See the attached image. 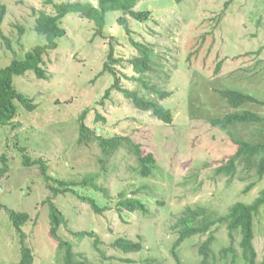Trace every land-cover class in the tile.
I'll return each mask as SVG.
<instances>
[{
    "label": "rangeland",
    "instance_id": "374dc122",
    "mask_svg": "<svg viewBox=\"0 0 264 264\" xmlns=\"http://www.w3.org/2000/svg\"><path fill=\"white\" fill-rule=\"evenodd\" d=\"M51 1L91 2L94 6L98 2ZM52 4L0 0V6L5 7L0 29L10 45L8 49L0 37V69L47 44L34 27L41 13H55ZM134 10L148 11L151 16L136 22L120 12L109 13L101 37L95 34L93 23L68 14L60 24L65 36L57 49L43 55L46 78L37 79L31 71L13 78L14 88L36 109L29 112L17 104L15 128L0 125V169H5L0 176V264H19L21 248L29 249L31 264H64L65 250L49 235L48 200L64 217L57 237L70 242L77 261L123 264L128 259L133 264H146L147 260L149 264H177L171 255L177 238L172 226L187 207H205L218 218L235 203L251 204L264 190V176L259 178L255 166L249 170L246 165L238 166L233 177L215 174V168L234 155L233 140L264 143V123L220 130L208 122L234 111H250L264 119V0H146ZM121 16L126 20L123 25L118 21ZM129 37L153 49L157 65L146 80L169 94L164 100L131 82L135 75L127 62L137 52ZM110 47L114 59L120 60L113 69L122 87L137 90L169 110L170 124L136 109L120 92L111 91L104 98L114 81L104 70ZM222 90L251 95L259 104L235 110L220 97ZM80 122L89 131L81 143ZM100 136L125 137L140 145L144 153H152L156 163L151 175L139 176L127 142L106 158L102 164L105 171L101 170L102 154L96 141ZM21 148L31 161L42 160L47 175L53 178L78 182L96 175V185L105 195L91 188L79 192L95 198L107 211L94 214L70 193L52 195L40 166L23 164ZM121 193L141 201L147 214L119 212ZM9 212L29 216L21 232L12 225ZM226 227V223L216 224L211 229L216 256L231 243ZM76 232L93 236L77 238ZM253 233L255 264H263L264 206L254 218ZM233 236L236 264H245L238 246L240 236ZM119 237L140 242L141 251L123 254L112 248ZM207 238L208 234L196 235L181 244L177 249L180 264H200L198 249ZM230 260L218 264H230Z\"/></svg>",
    "mask_w": 264,
    "mask_h": 264
},
{
    "label": "trees",
    "instance_id": "16d2710c",
    "mask_svg": "<svg viewBox=\"0 0 264 264\" xmlns=\"http://www.w3.org/2000/svg\"><path fill=\"white\" fill-rule=\"evenodd\" d=\"M144 1L146 0H98L97 5L94 6L91 2L82 3L76 1L52 4L51 0H45V3L53 5L55 13L53 15L41 13L36 20L34 31L36 34L44 37L47 44L35 47L32 51L25 54L24 59H13L8 66L0 69V125L2 127L11 126L15 128L16 125L13 124V121L18 114V105L29 112L36 109V106L32 104L30 99L18 93L14 88L13 78L23 76L28 71L33 72L37 79L44 80L46 78L43 70L42 58L48 51L57 49L58 41L65 36V30L60 25L62 19L68 14H77L81 18L93 23L96 28L95 34L101 37L106 26L107 14L109 13L120 12L122 15H128L136 22L147 21L151 16L148 11L134 10L138 4ZM181 1L182 0H175L176 3H180ZM4 15L5 7L0 6V27ZM118 21L123 25L126 20L121 16L118 18ZM124 29L127 35L132 34L127 26H125ZM0 37L4 38L1 29ZM4 41L7 43L6 45L8 49H10L9 42L5 38ZM129 42L137 52V56L130 58L127 62L135 75L130 78L131 82L136 83L141 90L155 94L158 100H164L169 94L167 92L159 91L154 85L149 84V80H146V75L153 73L154 66L157 65L154 62L155 56L153 49L142 42H135L132 37H129ZM118 63H120V60L114 59V49L113 47H110L107 61L104 64V70L114 78V81L111 88L106 90L104 98H107L111 91L120 92L136 109L142 112H151L157 120L165 124H170L172 122V114L169 110L165 109L154 100L145 99L137 90L122 87L115 70L113 69V66ZM220 66L221 63L217 65L216 70H219ZM219 95L228 106L235 110L246 104H259V101L253 96L233 90L219 91ZM83 118L84 117H82V119ZM208 122L213 128L226 130L238 125L262 124L264 123V119L250 111H234L221 118L210 119ZM86 132H89L87 127L83 122H80L78 126V142L81 143L86 140ZM96 141L102 154V158L99 161L102 166L101 170L105 171V167L102 164H104L106 158L114 155V153L122 147L123 143L127 142L128 146L131 148V153L136 159L139 176L147 178L151 175L156 163L155 157L152 153H144L140 145L134 144L130 139L125 137L104 138L100 136ZM232 143L235 147L234 155L223 160V162L215 168V174L218 176L224 175L233 177L238 166L246 165L247 170H249L250 166H255L256 173L259 178H262L264 176V143L252 145L238 140H233ZM20 151L22 152V162L24 165L40 166L44 180L46 181V187L52 195L70 193L75 195L80 202L86 203L94 214L103 215V213L107 211V207H100L95 198L79 192V189L91 188L94 192H100L102 195H105L104 189H101L96 185V175L84 177L78 182L53 178L52 176L47 175V167L42 160L36 159L31 161L27 154H25L24 149L21 148ZM2 161L5 162L4 155L2 156ZM4 172V168L0 169V176H2ZM123 195L124 194L121 193V199L117 202L119 212L123 211L131 214L137 212L140 215L147 214V209L141 201L135 198H126ZM49 201L50 200H48L50 223L49 235L53 240L58 242V247L60 249L65 250L64 264H88L85 260L80 262L75 259L71 252L70 242L58 239L57 231L59 226L64 223V217ZM106 201L108 202L109 200L107 199ZM263 206L264 190L251 204L246 205L240 202L235 203L228 208L224 216L218 218L213 217L212 213H209L205 207H187L172 226V229L177 233V238L172 244L171 255L176 260L177 264H180L177 255V249L179 246L191 237L208 234V238L200 244L198 249V254L201 257L200 264H218V261L224 263L229 260V257L231 259L230 264H236L237 251L233 246V234L237 233L240 236L238 246L241 249V258L245 264H255L256 252L253 247V221L255 216L259 213L260 208ZM9 218L16 231L21 232V226L26 223L29 216L26 213L9 212ZM225 223L231 243L228 247L220 249L219 255L216 256L212 249L215 238L213 233H211V229L216 224ZM74 236L82 238L84 236H93V234L76 232ZM97 244L98 241L95 239L93 241L95 248H97ZM111 247L123 254H135L142 249L140 242H133L121 237L115 239ZM21 252L22 255L19 264H31L32 256L29 249L21 248ZM98 252L102 258L105 257L102 251L98 250ZM149 262L150 261L147 260L146 264H149ZM123 264L133 263L126 259L123 260Z\"/></svg>",
    "mask_w": 264,
    "mask_h": 264
}]
</instances>
